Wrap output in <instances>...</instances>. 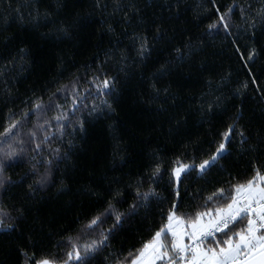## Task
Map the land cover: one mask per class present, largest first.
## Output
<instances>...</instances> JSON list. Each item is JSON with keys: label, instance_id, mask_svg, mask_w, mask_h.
<instances>
[{"label": "trees", "instance_id": "trees-1", "mask_svg": "<svg viewBox=\"0 0 264 264\" xmlns=\"http://www.w3.org/2000/svg\"><path fill=\"white\" fill-rule=\"evenodd\" d=\"M229 6L225 30L216 10ZM105 78L114 87L98 90ZM13 119L19 135L0 136V159L17 150L0 187L13 225L0 230V264L24 253L61 264L73 244L83 264H131L173 201L188 219L264 175V0H0V132ZM229 124L226 151L200 172ZM180 163L191 168L177 184Z\"/></svg>", "mask_w": 264, "mask_h": 264}, {"label": "snow or ice", "instance_id": "snow-or-ice-1", "mask_svg": "<svg viewBox=\"0 0 264 264\" xmlns=\"http://www.w3.org/2000/svg\"><path fill=\"white\" fill-rule=\"evenodd\" d=\"M212 4L215 7V0H212ZM216 11L219 15V23L223 25L225 30H228L230 25L226 17L231 12V6H229L228 12L220 13L218 8ZM208 27H216V24H209ZM249 27H253V25H249ZM147 50V41H141L140 54L143 55ZM237 51H240L239 48ZM256 54V49L252 48L247 52V59L253 60ZM241 58L243 59V56ZM109 80L110 78L101 80L97 84V89L102 91L114 87ZM255 82L253 80V83ZM75 104L76 100L73 99L72 105ZM41 107L40 102L33 104V108L38 111ZM56 107L60 108L61 105L57 104ZM66 116L67 113H61L55 119L59 122ZM17 124L18 120H11L3 132H0V136H3L6 141L15 139L19 135L16 131ZM233 129L234 124H229L227 130L221 133L222 139L215 152L211 153L208 159H203L195 165L200 172H204L226 151V141L231 139ZM41 130L43 129L41 128ZM30 135L35 139L36 132L32 131ZM240 135L243 136V133L241 132ZM39 148L40 145L37 144V149ZM16 153L17 150L9 145V150L0 159V187H3L7 181V177L4 176V169L9 165L5 164V160L15 156ZM188 168L189 165L184 163L172 168V176L176 182H179L181 173ZM159 171L160 167L156 165L152 175L155 176ZM46 175L44 178L38 179L36 183L42 185ZM261 182H264V175H261L260 171L257 170L256 174L246 182L232 186L235 191L225 206L217 207L215 210L206 208L204 211H197L194 217L188 219L176 214L177 205L173 201L172 208L167 213L166 222L155 230L150 239L143 242L131 264H264V186L261 185ZM217 192L223 193V189H217ZM174 194L179 196L176 187H174ZM140 195L139 190H137V196L140 197ZM154 195H156L155 190L149 188L147 192L143 193L142 199L146 202L150 196ZM215 195V192L212 193L208 200H212ZM205 217L207 219H204ZM245 219L246 224L237 229V224ZM98 220L99 216L93 217L88 226L97 224ZM116 220H120L119 214H117ZM12 227L11 223H6L3 218H0V230L11 229ZM216 233H221L224 239H218ZM106 239L107 237L101 233L100 240H93L90 244L83 246L85 252L95 251L96 246ZM206 241H208L207 246H205ZM21 252L23 253V249ZM24 255L26 257L25 264H27V253ZM67 256L68 260L61 261V264H68L73 256H75L78 264H83L77 245H72ZM35 264H56V261L45 257L36 260Z\"/></svg>", "mask_w": 264, "mask_h": 264}, {"label": "rangeland", "instance_id": "rangeland-1", "mask_svg": "<svg viewBox=\"0 0 264 264\" xmlns=\"http://www.w3.org/2000/svg\"><path fill=\"white\" fill-rule=\"evenodd\" d=\"M224 154V153H223ZM222 154V155H223ZM214 163V162H213ZM212 163V164H213ZM191 167H189L188 169L184 170L182 173H181V176H180V179L182 178L183 174L186 173L188 170H190ZM200 171V170H199ZM180 181V180H179ZM177 184H179V182H177ZM219 234V233H218ZM208 243L205 244V246H207Z\"/></svg>", "mask_w": 264, "mask_h": 264}, {"label": "crops", "instance_id": "crops-1", "mask_svg": "<svg viewBox=\"0 0 264 264\" xmlns=\"http://www.w3.org/2000/svg\"><path fill=\"white\" fill-rule=\"evenodd\" d=\"M204 219H207V217H205ZM169 240H170V237H169ZM187 242V241H186Z\"/></svg>", "mask_w": 264, "mask_h": 264}, {"label": "built area", "instance_id": "built-area-1", "mask_svg": "<svg viewBox=\"0 0 264 264\" xmlns=\"http://www.w3.org/2000/svg\"><path fill=\"white\" fill-rule=\"evenodd\" d=\"M217 235H218V233H216V236H217ZM206 242H208V241H206ZM206 242H205V243H206Z\"/></svg>", "mask_w": 264, "mask_h": 264}]
</instances>
